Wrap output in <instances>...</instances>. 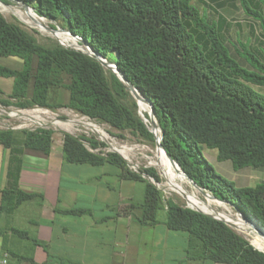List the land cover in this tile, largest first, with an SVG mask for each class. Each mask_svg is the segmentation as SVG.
Here are the masks:
<instances>
[{
    "label": "trees",
    "instance_id": "1",
    "mask_svg": "<svg viewBox=\"0 0 264 264\" xmlns=\"http://www.w3.org/2000/svg\"><path fill=\"white\" fill-rule=\"evenodd\" d=\"M16 1L47 19L64 18L72 34L81 36L94 52L115 63L126 80L153 104L163 133L161 144L180 169L200 188L264 227V183L237 188L215 174L203 154V148L217 150L218 161H232L235 170L264 169V92L255 89H264V61L260 56L244 46L239 60L227 46L221 26L191 0ZM246 8L264 30V12ZM0 57L23 61L22 70L0 64V78L14 79L9 99L15 100V105L62 107V103L52 102L51 92L64 88L69 92L66 106L70 109L115 129L151 136L127 85L117 75L108 74L100 61L57 43L41 45L1 13ZM34 60L37 68L33 76ZM31 78L34 94L29 100ZM12 133L0 130V143L7 148L12 144ZM24 134L27 149L50 153L51 132ZM82 141L65 136L63 154L67 162L112 164L123 171L125 179L144 181L127 168L120 155L92 152ZM90 142L98 148V142ZM149 174L159 181L156 172ZM144 182V202L129 207L142 210V224H157L158 212L167 207V226L189 234V256L219 264H264V252L229 225L174 202L165 203L162 192ZM18 195L19 203L37 197L21 191ZM85 213L73 210L66 214Z\"/></svg>",
    "mask_w": 264,
    "mask_h": 264
},
{
    "label": "crops",
    "instance_id": "2",
    "mask_svg": "<svg viewBox=\"0 0 264 264\" xmlns=\"http://www.w3.org/2000/svg\"><path fill=\"white\" fill-rule=\"evenodd\" d=\"M8 58L16 60L6 67L23 69ZM36 68L34 60L33 76ZM13 88L14 79L0 94ZM33 94L31 78L27 98ZM12 134L9 148L0 143V264H219L189 256V234L167 226L166 207L155 225L129 210L144 202V181L125 179L112 164H71L63 147L31 151L24 131ZM20 191L37 197L19 203ZM73 210L86 213L66 214Z\"/></svg>",
    "mask_w": 264,
    "mask_h": 264
},
{
    "label": "rangeland",
    "instance_id": "3",
    "mask_svg": "<svg viewBox=\"0 0 264 264\" xmlns=\"http://www.w3.org/2000/svg\"><path fill=\"white\" fill-rule=\"evenodd\" d=\"M191 4L198 7V9L203 14H206L210 20L215 21L221 26L226 38L225 41L227 46L229 47L231 53L234 54L239 60L240 54L244 51V46H248L253 53L260 56L262 61H264V30L261 28L260 22L254 18L253 14H251V11L246 8L249 7L252 11L263 14L264 0H191ZM243 6H245V8H243ZM19 8L20 7L18 6L17 2L11 0H0V10H2L0 13L3 15V17L9 22L21 26L24 30L31 34L39 44L48 46L52 43H57L64 48L77 50L85 54L90 55L94 53L92 48L84 43V40H79L76 45H73L72 42L69 43L71 45H68L62 44L61 41L56 38L55 32L58 31L67 32L68 34L70 33L71 38L73 37L74 39H76L78 36L70 32L64 18L61 17L57 21L49 19L47 21V25L51 28V30L48 32H41L32 25L26 24L22 21L17 12L24 9ZM78 37L83 39L81 36ZM13 60L16 59L0 57V64L5 66L8 64L11 65L10 63L13 62ZM107 61L110 63V66L114 65V63L110 60H106V62ZM246 66L249 67L247 64ZM104 68L108 74H115L121 79V75L116 69L114 70L107 65H104ZM68 82V79H66L65 84H68ZM9 84H13V79L0 78V87L2 89H4ZM125 84L130 91L131 98L137 103L138 116L146 126L148 132L151 135L150 137H144L132 130H118L97 120L103 127V133L105 134V136L103 135V141L100 139L99 135L91 133L88 137L86 136L87 138H84V135H79L77 132H74L72 128L65 127V124L68 123V120L73 119L74 114L78 112L66 106V102L69 99V92L64 88H57L52 90L51 100L52 102H60L63 106L53 110L57 113V118L59 119L58 123L54 125L52 120L49 123L48 131L52 133L53 146L56 148L63 147V137L66 134H71L82 139V142L86 148L95 153L104 156H107L108 154L120 155L126 161L127 168L130 171L141 176L144 181L155 185L162 192L165 203L174 202L186 209L202 212L217 221L224 223L228 221L226 224L234 229L237 233L242 235L253 246L254 244L252 243V240L255 236V232L248 227L247 218L231 204L216 199L210 192L206 190L199 192L198 188H196L185 175L184 187L190 193H196V195L202 199V202L205 205H209V210L206 212L193 206L181 193L172 191L164 186L163 183L165 182V179L160 175L157 167L151 164V162L155 159V151L158 146L156 136L151 130L152 119H154L158 125L159 122L156 116L153 115L150 105V113H142L140 111L139 99L136 96V92H134L127 83ZM255 89L264 92V89L262 88L256 87ZM0 101L2 103L10 102L11 100L9 99V93L6 92L4 95L0 94ZM66 129H68V131H66ZM90 140L98 142V148H93ZM119 150L124 151L125 157L119 153ZM203 154L208 162L213 166L215 174H218L224 177L226 180L232 182L237 188L255 187L260 183H264V169L256 170L248 167L242 170H235L232 161H218L217 150L203 148ZM151 170L156 172L157 176L159 177V181L149 174V171ZM179 170L181 171L180 167ZM205 195H211L214 200L212 199L211 202H207ZM255 223L257 224V222Z\"/></svg>",
    "mask_w": 264,
    "mask_h": 264
},
{
    "label": "built area",
    "instance_id": "4",
    "mask_svg": "<svg viewBox=\"0 0 264 264\" xmlns=\"http://www.w3.org/2000/svg\"><path fill=\"white\" fill-rule=\"evenodd\" d=\"M11 1L15 2V0H11ZM18 6L26 11L31 10L33 14L36 16L41 26L40 27L33 26V27H35L41 32H48L49 30H51V28L47 25V21L49 19L40 15L34 8L32 7L25 8L21 4H18ZM69 35L71 36L70 33ZM76 39L81 40V41L83 40L78 36L76 37ZM89 56L96 58L98 61L101 62V64H103L104 61H106V59L102 58L101 56L99 57L96 56L95 53H92ZM113 66L116 69V65H113ZM51 120L54 125L57 124L59 120L57 118V113L53 111L52 109L41 108V107L22 108V107L15 105V100H11L10 104H5L0 101V130L2 131H11V132L13 131L37 132V131H43V130L48 131L49 123L51 122ZM65 127L72 128L74 132H77L79 135H84L83 136L84 138H87L91 133V134L99 135L100 139L103 141V135L105 136V134L103 133V127L99 124V122L96 119H93L81 113H75L74 118L71 120H68V123L65 124ZM66 131H68V129H66ZM65 136L63 137L62 144H64ZM162 136H163V133H162ZM161 140H162V137H161ZM226 223H228V221H226ZM6 263L7 261L4 260L3 264H6Z\"/></svg>",
    "mask_w": 264,
    "mask_h": 264
},
{
    "label": "bare ground",
    "instance_id": "5",
    "mask_svg": "<svg viewBox=\"0 0 264 264\" xmlns=\"http://www.w3.org/2000/svg\"><path fill=\"white\" fill-rule=\"evenodd\" d=\"M0 11H2V10H0ZM17 14L27 24L32 25V26H39V27L41 26L38 19L36 18V16L33 14V12L31 10H29V11L20 10L17 12ZM45 29H46V27H45ZM55 36L63 44L71 45L69 43L72 42L73 45H76L79 41L78 39H74L73 37L71 38V36L67 32L58 31V32H55ZM104 64L115 70L114 66H110V63H108V61L107 62L104 61ZM136 95L138 96V99H139L140 111L142 113H150L149 103L141 96V94L139 92H136ZM151 127H152L151 130H152L153 134L156 136L157 143H158L157 149L155 151V159L151 162V164L153 166L157 167V169L160 172V175L165 179V182L163 183L164 186H166L168 189H170L172 191H177V192L181 193L193 206L201 209L202 211L206 212L207 210H209L208 209L209 205L208 204L205 205L202 202V199H200L196 195V193H190L189 191L186 190V188L184 187V184H185L184 173L182 172V170L181 171L179 170V167H178L179 165L173 163L169 159V157L166 155L164 150L159 146V143L161 142L162 133H161V130L159 128L158 123L154 119H152V126ZM130 151H131V149H130ZM119 153L124 156L123 150H119ZM198 191L203 192L200 189H198ZM205 197H206L207 202H209V201L211 202L213 199L211 195H205ZM247 223H248V227L250 229H252V231L255 232V236L252 240V243L264 251V230L259 226L258 223L256 224L252 220L247 219ZM237 224H239V223H237ZM249 233H250V231H249Z\"/></svg>",
    "mask_w": 264,
    "mask_h": 264
},
{
    "label": "water",
    "instance_id": "6",
    "mask_svg": "<svg viewBox=\"0 0 264 264\" xmlns=\"http://www.w3.org/2000/svg\"><path fill=\"white\" fill-rule=\"evenodd\" d=\"M15 2H17L18 4H21V5H23L25 8H28L29 6H27V5H25V4H23V3H21V2H18V1H16L15 0ZM84 43L85 44H87V45H89L86 41H84ZM93 50V49H92ZM94 52V51H93ZM95 54H96V56H100L99 54H97L96 52H94ZM103 66L105 65L104 63L102 64ZM114 65H116L115 63H114ZM116 70L120 73V75H121V80L124 82V83H127L129 86H130V88L134 91V92H138L134 87H133V85L130 83V82H128L127 80H126V78L124 77V75L119 71V69H118V67H117V65H116ZM137 96V95H136ZM137 98H138V96H137ZM145 99V98H144ZM148 103H149V105L151 106V108H152V111H153V115H155V111H154V108H153V104L151 103V101L150 100H148V99H145ZM162 139H163V136H162ZM162 141V140H161ZM159 146L164 150V152L166 153V155L169 157V159L173 162V163H175V164H177V162H175L168 154H167V152L165 151V149L163 148V146H162V144H161V142L159 143ZM180 167V166H179ZM181 168V167H180ZM182 170V169H181ZM182 172L184 173V175L195 185V187H197L198 189H200L201 191L203 190L202 188H200L197 184H195L194 183V181L187 175V174H185V172L182 170ZM258 222V221H257ZM261 226V228L264 230V227L262 226V225H260Z\"/></svg>",
    "mask_w": 264,
    "mask_h": 264
}]
</instances>
